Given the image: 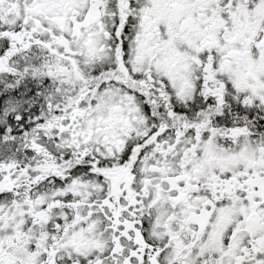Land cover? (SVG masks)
I'll return each mask as SVG.
<instances>
[{
  "label": "snow or ice",
  "instance_id": "snow-or-ice-1",
  "mask_svg": "<svg viewBox=\"0 0 264 264\" xmlns=\"http://www.w3.org/2000/svg\"><path fill=\"white\" fill-rule=\"evenodd\" d=\"M0 264H264V0H0Z\"/></svg>",
  "mask_w": 264,
  "mask_h": 264
}]
</instances>
